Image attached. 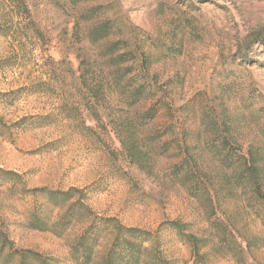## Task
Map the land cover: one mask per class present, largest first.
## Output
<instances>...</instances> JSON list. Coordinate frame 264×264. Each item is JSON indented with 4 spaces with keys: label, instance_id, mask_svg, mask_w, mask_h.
<instances>
[{
    "label": "rangeland",
    "instance_id": "obj_1",
    "mask_svg": "<svg viewBox=\"0 0 264 264\" xmlns=\"http://www.w3.org/2000/svg\"><path fill=\"white\" fill-rule=\"evenodd\" d=\"M101 23L109 36L90 42ZM116 42L134 58L130 82L146 88L130 108L103 54ZM123 121L141 166L121 145ZM250 148L264 154V0H0V229L15 248L76 264L69 245L84 223L62 236L26 227L44 202L33 190L76 188L93 213L124 226L185 224L206 239L204 264H264V207L237 182ZM182 161L195 193L192 178L172 175ZM212 225L231 236L232 253H212ZM160 236L170 260L192 264L171 229Z\"/></svg>",
    "mask_w": 264,
    "mask_h": 264
},
{
    "label": "trees",
    "instance_id": "obj_2",
    "mask_svg": "<svg viewBox=\"0 0 264 264\" xmlns=\"http://www.w3.org/2000/svg\"><path fill=\"white\" fill-rule=\"evenodd\" d=\"M74 4L85 0H71ZM93 11V10H92ZM111 28L107 23L94 26L89 34L90 42L96 43L109 36ZM116 43L109 44L104 55L109 56V61L115 64L114 69L109 72L111 84L119 89L120 95L124 98L126 106L131 107L138 103L146 91L144 84L134 86L130 82L132 73L131 66H124L132 56L126 58L125 54H118ZM145 60H141L138 73L144 71ZM90 91L96 99L99 93ZM154 106L150 107L137 121L139 127H143L151 121L155 115ZM118 133L121 145L127 153L130 161L142 165V160L146 157L140 149L130 123L123 121ZM124 135L125 138L122 137ZM159 138V137H157ZM230 166V162H227ZM176 168V167H175ZM174 168V169H175ZM182 173V176H180ZM172 175L180 179L181 183L192 178L189 191L195 193L199 186L198 179L193 178V173L182 161L180 167L173 170ZM180 177V178H179ZM239 184L248 186L251 195L264 207V154L259 151L248 149L246 157L243 158V166L237 176ZM33 195H40L42 204L32 207L29 213L26 227L31 230L50 232L57 236H62L69 228L76 223H84L82 232L69 245V250L76 264H176L170 260L163 251V240L160 233L163 229H171L178 241L189 247L192 257V264H204L203 260L208 252H203L207 247L206 239L198 237L187 231L186 225L179 221H168L159 225L155 230H147L139 227H128L119 223L114 218H103L92 212L86 204L83 192L76 188L63 190H50L47 188L35 189ZM54 211H57L54 215ZM212 233L218 232V245L213 246V254L225 255L232 253L233 241L231 236L221 234L217 226L212 225ZM110 237L106 249L99 255L96 251L100 246V241L105 237ZM245 249H251V243L246 242ZM0 261L1 264H50L42 254L31 249H17L14 243L0 229Z\"/></svg>",
    "mask_w": 264,
    "mask_h": 264
}]
</instances>
